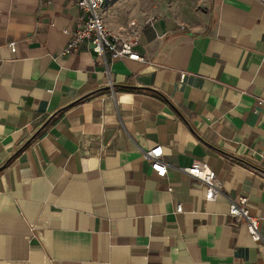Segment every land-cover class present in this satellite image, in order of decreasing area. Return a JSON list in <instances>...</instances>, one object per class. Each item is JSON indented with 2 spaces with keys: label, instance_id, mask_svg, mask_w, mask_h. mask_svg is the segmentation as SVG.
Returning a JSON list of instances; mask_svg holds the SVG:
<instances>
[{
  "label": "crops",
  "instance_id": "obj_1",
  "mask_svg": "<svg viewBox=\"0 0 264 264\" xmlns=\"http://www.w3.org/2000/svg\"><path fill=\"white\" fill-rule=\"evenodd\" d=\"M75 1L0 0V264H264L227 216L244 197L264 237V0L142 21L146 63L65 54Z\"/></svg>",
  "mask_w": 264,
  "mask_h": 264
},
{
  "label": "built area",
  "instance_id": "obj_2",
  "mask_svg": "<svg viewBox=\"0 0 264 264\" xmlns=\"http://www.w3.org/2000/svg\"><path fill=\"white\" fill-rule=\"evenodd\" d=\"M109 1H75L80 15L73 29L68 32L69 40L64 53H75L82 45L86 44L90 51L97 56L107 54L111 60L128 59L146 63V60L133 49L138 41V31L134 24L120 32H114L106 25L102 12ZM9 47L11 52L15 51L14 43L9 44ZM142 157L150 164V168L156 176H165L166 166L162 161L160 146L145 152ZM182 172L199 181L205 201H211L220 194L222 186L208 168L194 164L189 168L182 169ZM180 211L181 206L177 205L176 212ZM227 216L235 221H244L250 239L264 246V237H261L257 230L258 219L249 215L244 197H239L236 201L229 200Z\"/></svg>",
  "mask_w": 264,
  "mask_h": 264
},
{
  "label": "rangeland",
  "instance_id": "obj_3",
  "mask_svg": "<svg viewBox=\"0 0 264 264\" xmlns=\"http://www.w3.org/2000/svg\"><path fill=\"white\" fill-rule=\"evenodd\" d=\"M206 0H111L107 11L109 22L121 23V31L134 24L156 18H170L186 24L195 20L197 8ZM106 20V17H105Z\"/></svg>",
  "mask_w": 264,
  "mask_h": 264
},
{
  "label": "trees",
  "instance_id": "obj_4",
  "mask_svg": "<svg viewBox=\"0 0 264 264\" xmlns=\"http://www.w3.org/2000/svg\"><path fill=\"white\" fill-rule=\"evenodd\" d=\"M19 152V151H18ZM18 152H16V154H18Z\"/></svg>",
  "mask_w": 264,
  "mask_h": 264
}]
</instances>
